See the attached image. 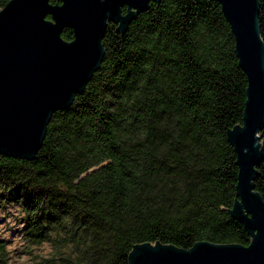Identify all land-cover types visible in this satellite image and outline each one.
I'll list each match as a JSON object with an SVG mask.
<instances>
[{
	"label": "trees",
	"instance_id": "16d2710c",
	"mask_svg": "<svg viewBox=\"0 0 264 264\" xmlns=\"http://www.w3.org/2000/svg\"><path fill=\"white\" fill-rule=\"evenodd\" d=\"M259 22L264 41V0ZM117 29L109 23L99 69L53 113L36 158L0 155V212L20 210L34 264H128L145 243L248 246L231 213L239 169L228 139L243 124L247 77L221 5L160 0ZM256 169L264 200V160ZM0 264H10L1 238Z\"/></svg>",
	"mask_w": 264,
	"mask_h": 264
},
{
	"label": "water",
	"instance_id": "95a60500",
	"mask_svg": "<svg viewBox=\"0 0 264 264\" xmlns=\"http://www.w3.org/2000/svg\"><path fill=\"white\" fill-rule=\"evenodd\" d=\"M247 77L243 124L228 132L239 169L231 211L252 236L248 246L198 242L191 249L139 244L128 264H264V200L256 167L264 160V41L260 0H216ZM160 0H10L0 11V155L34 160L54 112L72 105L104 58L109 23L125 31ZM127 8V13H123ZM50 17V19H48ZM73 31L65 41L62 31Z\"/></svg>",
	"mask_w": 264,
	"mask_h": 264
},
{
	"label": "rangeland",
	"instance_id": "374dc122",
	"mask_svg": "<svg viewBox=\"0 0 264 264\" xmlns=\"http://www.w3.org/2000/svg\"><path fill=\"white\" fill-rule=\"evenodd\" d=\"M0 238L7 241L10 264H34V258L25 253V241L22 238L23 217L20 210L13 207L0 212ZM49 251L48 246L36 249L34 254H43Z\"/></svg>",
	"mask_w": 264,
	"mask_h": 264
},
{
	"label": "flooded vegetation",
	"instance_id": "af4514ba",
	"mask_svg": "<svg viewBox=\"0 0 264 264\" xmlns=\"http://www.w3.org/2000/svg\"><path fill=\"white\" fill-rule=\"evenodd\" d=\"M125 9H126V11H124L125 13L123 12L124 14H126V13H127V8H125Z\"/></svg>",
	"mask_w": 264,
	"mask_h": 264
}]
</instances>
